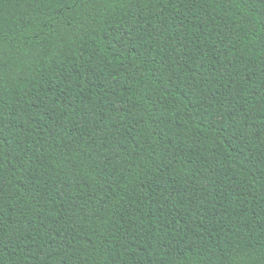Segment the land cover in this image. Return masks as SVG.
<instances>
[{
	"label": "trees",
	"instance_id": "16d2710c",
	"mask_svg": "<svg viewBox=\"0 0 264 264\" xmlns=\"http://www.w3.org/2000/svg\"><path fill=\"white\" fill-rule=\"evenodd\" d=\"M0 264H264V0H0Z\"/></svg>",
	"mask_w": 264,
	"mask_h": 264
}]
</instances>
